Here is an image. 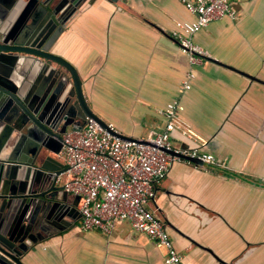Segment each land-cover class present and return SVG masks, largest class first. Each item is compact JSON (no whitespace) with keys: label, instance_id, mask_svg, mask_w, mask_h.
<instances>
[{"label":"crops","instance_id":"1","mask_svg":"<svg viewBox=\"0 0 264 264\" xmlns=\"http://www.w3.org/2000/svg\"><path fill=\"white\" fill-rule=\"evenodd\" d=\"M26 2L14 1L15 17ZM230 2L235 19L210 22L192 41L207 58L259 82L204 59L192 66L190 89L179 91L189 65L169 33L193 16L178 0H85L50 48L76 71L88 109L115 132L144 140L163 128L157 111L176 99L189 134L176 130L171 143L220 164H171L148 205L183 264H264V0ZM18 118L1 119L0 142L1 127ZM17 126L4 143L26 135V125ZM54 190L71 211L43 223L21 264H163L162 252L125 222L108 234L82 230L78 198Z\"/></svg>","mask_w":264,"mask_h":264},{"label":"water","instance_id":"2","mask_svg":"<svg viewBox=\"0 0 264 264\" xmlns=\"http://www.w3.org/2000/svg\"><path fill=\"white\" fill-rule=\"evenodd\" d=\"M14 1L0 0V121L6 113L19 115L13 128L1 127L0 264H21V256L39 240L37 231L43 223L71 211L53 194L58 196L53 183L63 166L46 154L59 152L66 131L80 129L88 118L120 140L135 141L110 130L92 114L74 68L50 52L67 20L85 0H27L18 17ZM205 60L259 82L215 60ZM14 64L18 70L22 67L20 74L6 66ZM18 124L26 125L27 139L20 135L4 143L5 135L18 133Z\"/></svg>","mask_w":264,"mask_h":264},{"label":"built area","instance_id":"3","mask_svg":"<svg viewBox=\"0 0 264 264\" xmlns=\"http://www.w3.org/2000/svg\"><path fill=\"white\" fill-rule=\"evenodd\" d=\"M178 1L193 16L189 22L175 23L169 33L187 57L189 70L179 86V91L185 92L194 78L192 66L207 58L194 45V34L214 20L235 19L236 13L230 0ZM180 112L178 100L166 103L157 111L164 121L163 128L150 131L144 140H120L88 118L80 129L61 136L55 157L63 169L53 185L78 198L82 230L108 234L116 223L125 222L162 252L163 264H183L161 220L148 205L171 164H192L189 159L220 164L210 154L171 143L172 132L178 130L186 137L189 134L179 120Z\"/></svg>","mask_w":264,"mask_h":264}]
</instances>
